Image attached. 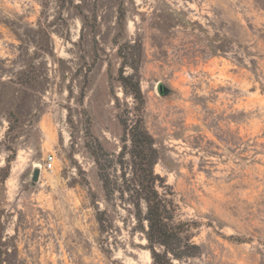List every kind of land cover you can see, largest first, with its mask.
<instances>
[{"label": "rangeland", "instance_id": "obj_1", "mask_svg": "<svg viewBox=\"0 0 264 264\" xmlns=\"http://www.w3.org/2000/svg\"><path fill=\"white\" fill-rule=\"evenodd\" d=\"M136 67L159 190L198 221L171 264H264V0H0V264H152L102 183L132 176Z\"/></svg>", "mask_w": 264, "mask_h": 264}, {"label": "trees", "instance_id": "obj_2", "mask_svg": "<svg viewBox=\"0 0 264 264\" xmlns=\"http://www.w3.org/2000/svg\"><path fill=\"white\" fill-rule=\"evenodd\" d=\"M136 73L120 74L127 94L136 101V121L133 125L124 123L129 132L130 167L132 176L127 179L129 185L123 190L120 186L111 185L108 179H102L104 190L110 196L121 192L122 198L128 193L126 199L133 208L140 231L148 241V249L152 255V264H171V257L183 259L199 255L201 246L194 240V229L198 226L196 220H183L177 217V204L171 192L159 190L161 177L155 172V164L159 158L156 142L144 124L145 99L140 86L138 68ZM101 173V169L99 168ZM101 175V174H100ZM97 220L100 229L107 228L105 211L97 208Z\"/></svg>", "mask_w": 264, "mask_h": 264}, {"label": "water", "instance_id": "obj_3", "mask_svg": "<svg viewBox=\"0 0 264 264\" xmlns=\"http://www.w3.org/2000/svg\"><path fill=\"white\" fill-rule=\"evenodd\" d=\"M158 90H159V93L162 95V96H169L173 93V88H171L170 86L166 85L165 83H159L158 85ZM40 169L39 168H36L35 171H34V175H33V182H36L38 181L39 177H40Z\"/></svg>", "mask_w": 264, "mask_h": 264}, {"label": "built area", "instance_id": "obj_4", "mask_svg": "<svg viewBox=\"0 0 264 264\" xmlns=\"http://www.w3.org/2000/svg\"><path fill=\"white\" fill-rule=\"evenodd\" d=\"M56 154L54 152H49L45 157V167L49 170H53L56 163Z\"/></svg>", "mask_w": 264, "mask_h": 264}]
</instances>
